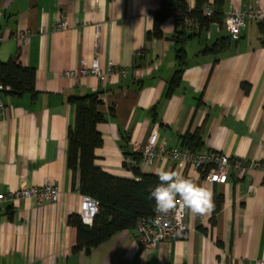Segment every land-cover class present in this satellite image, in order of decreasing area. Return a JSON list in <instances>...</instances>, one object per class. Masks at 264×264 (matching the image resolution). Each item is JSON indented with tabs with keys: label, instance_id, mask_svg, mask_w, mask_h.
<instances>
[{
	"label": "crops",
	"instance_id": "obj_1",
	"mask_svg": "<svg viewBox=\"0 0 264 264\" xmlns=\"http://www.w3.org/2000/svg\"><path fill=\"white\" fill-rule=\"evenodd\" d=\"M219 1L224 17L244 8L264 15V0ZM159 2L0 0V63L18 54L20 65L36 73L34 98L0 91V194L46 183L59 190L56 203L22 198L0 203V264H264L262 22H250L237 38L223 23L213 24L188 40L180 84L165 97L177 68L172 36L180 28L172 16L160 26V39L147 38ZM186 3L190 10L195 6V0ZM60 18L66 22L62 30L56 29ZM20 33L28 34L27 43ZM220 38H230L224 50L202 53ZM96 56L102 70L117 66L126 76L101 81L80 74ZM242 83L250 85L249 93ZM96 93L104 121L97 125L102 145L94 165L135 181L133 169L156 176L159 168L177 172L210 190L212 203L221 197L213 224V209L192 214L185 208L183 240L145 247L126 230L88 254H72L76 232L67 218L78 215L82 195L66 166L67 134L76 115L68 99ZM154 130L167 148L182 147V137L201 131V151L241 160L247 169L231 170L227 182L217 185L189 164L144 163L138 149Z\"/></svg>",
	"mask_w": 264,
	"mask_h": 264
},
{
	"label": "trees",
	"instance_id": "obj_2",
	"mask_svg": "<svg viewBox=\"0 0 264 264\" xmlns=\"http://www.w3.org/2000/svg\"><path fill=\"white\" fill-rule=\"evenodd\" d=\"M209 0H195L193 9H189L186 0H160L159 9L153 15V29L147 34L148 39H160L162 32L160 26L169 17L180 28L172 40L175 44V57L177 68L174 71L165 89V97H169L179 86L182 72L186 64V52L184 45L188 40L208 30L211 25L222 26L224 15L221 12V2L214 0V14L211 17L203 15L202 8ZM185 20L198 25V31L186 32ZM264 29V22L261 23ZM230 38H220L210 47H206L202 53H216L224 50L229 44ZM36 73L32 68L22 67L18 54L13 55L7 62L0 63V85L2 90L8 89L10 95H27L34 98ZM244 93H249L250 85L242 83ZM75 106V123L68 131L66 166L73 174V184L76 178L78 191L81 195L89 196L99 202L98 214L91 225L84 224L77 214H71L67 218V225L76 232L75 245L72 254L83 251L88 254L91 249L102 244L116 233L132 230L140 218L151 216L155 208V200L150 198V191L159 183L158 176L141 174L138 169H133L139 181L114 177L102 172L94 165L95 151L102 145V138L97 131V125L104 121L99 112L100 96L98 93L74 96L68 99ZM182 147L191 152H200L202 149L201 131L182 137ZM185 178V177H183ZM187 179V178H185ZM221 197L214 198L211 223L219 209Z\"/></svg>",
	"mask_w": 264,
	"mask_h": 264
},
{
	"label": "built area",
	"instance_id": "obj_3",
	"mask_svg": "<svg viewBox=\"0 0 264 264\" xmlns=\"http://www.w3.org/2000/svg\"><path fill=\"white\" fill-rule=\"evenodd\" d=\"M215 7L207 3L203 6V15L211 17L214 14ZM252 21L264 22V15L259 8H244L229 12L223 19V26L233 38H237L246 29ZM186 32L193 33L198 31V25L192 21L185 20ZM66 22L60 18L56 29H65ZM18 38L27 43L29 36L27 33H20ZM85 76H94L101 81H107L112 76L125 77L127 71L117 66H109L106 70L100 67L97 56L91 61L87 68L80 71ZM67 76H73L72 72L66 73ZM2 86L0 85V91ZM3 105L0 102V112L3 111ZM141 160L144 163L152 162H181L191 165L200 174L204 180L217 185L225 184L228 180L231 170L243 171L247 169V164L241 160H230L224 154L214 151L191 152L182 147L167 148L165 143L158 142L157 133L154 130L145 145L138 149ZM59 197L58 188L52 183H46L32 188H20L6 195L0 194L1 202H10L16 199H33L38 205L42 203H56ZM99 202L89 196L82 195L78 216L86 225H91L94 217L98 214ZM85 221H91L86 223ZM132 232L140 245L145 247H156L161 242L183 240L187 237L188 226L186 224V211L177 204L176 209L168 214L158 213L153 210L151 216L140 218L136 221Z\"/></svg>",
	"mask_w": 264,
	"mask_h": 264
},
{
	"label": "clouds",
	"instance_id": "obj_4",
	"mask_svg": "<svg viewBox=\"0 0 264 264\" xmlns=\"http://www.w3.org/2000/svg\"><path fill=\"white\" fill-rule=\"evenodd\" d=\"M160 183L150 191V198L155 200L158 213L168 214L175 210L177 204L188 209L192 214L210 213L214 207L212 192L197 186L191 180L183 178L179 173L166 171L164 168L156 172ZM91 223V221H85Z\"/></svg>",
	"mask_w": 264,
	"mask_h": 264
},
{
	"label": "water",
	"instance_id": "obj_5",
	"mask_svg": "<svg viewBox=\"0 0 264 264\" xmlns=\"http://www.w3.org/2000/svg\"><path fill=\"white\" fill-rule=\"evenodd\" d=\"M234 42H236V40H233Z\"/></svg>",
	"mask_w": 264,
	"mask_h": 264
}]
</instances>
